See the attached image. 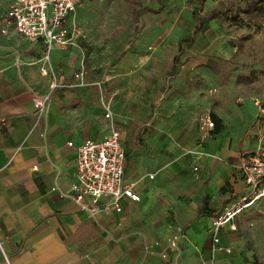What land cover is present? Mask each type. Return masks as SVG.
<instances>
[{
    "label": "crops",
    "instance_id": "0c3cea01",
    "mask_svg": "<svg viewBox=\"0 0 264 264\" xmlns=\"http://www.w3.org/2000/svg\"><path fill=\"white\" fill-rule=\"evenodd\" d=\"M86 2L76 16L80 27L78 13ZM85 39L84 32L79 46L51 52L58 71L52 88V78L40 72L44 43L30 42L14 30L0 32V264H244L249 249L239 237L237 217L220 235V245L231 247V254L214 250L209 231L213 216L244 190L236 169L240 140L230 148L234 136L224 127L210 131L205 148L184 147L193 156L200 150L207 155L197 156L202 166L182 158L158 170L152 158L142 157V148L131 149L124 133L110 126L118 105L115 92L106 88L110 78L88 68L82 79L75 78L81 65L74 72L76 54ZM33 90L50 93L45 111L35 108ZM104 101L111 104L110 118ZM112 127L121 131L125 179L136 182L141 200L124 202L122 212L101 205L91 216L72 197L75 146L103 139ZM149 140L157 153L159 139ZM188 167L198 168V179L189 180ZM185 181H190L187 186ZM176 235L179 249L163 257Z\"/></svg>",
    "mask_w": 264,
    "mask_h": 264
},
{
    "label": "rangeland",
    "instance_id": "374dc122",
    "mask_svg": "<svg viewBox=\"0 0 264 264\" xmlns=\"http://www.w3.org/2000/svg\"><path fill=\"white\" fill-rule=\"evenodd\" d=\"M257 1L206 0L201 5V0H87L78 13L86 39L77 51L74 72L84 64L99 77L110 78L106 88L115 92L118 104L110 126L124 133L131 149L142 148V157L152 158L158 170L182 158L204 164L202 150L193 156L184 147L205 148L209 136H204L201 119L212 113L234 136L230 148L240 140L241 158L264 147V29L251 31L243 41L250 21L241 26L229 10ZM9 4L0 0V15ZM213 10L219 17L204 19L194 34V12L204 17ZM253 69L258 70L254 81L238 79ZM153 137L161 143L157 153L149 140ZM167 144L173 150H165ZM187 170L189 180L198 179L195 170ZM237 223L249 249L244 264H264V197L242 212Z\"/></svg>",
    "mask_w": 264,
    "mask_h": 264
},
{
    "label": "built area",
    "instance_id": "2783aa9c",
    "mask_svg": "<svg viewBox=\"0 0 264 264\" xmlns=\"http://www.w3.org/2000/svg\"><path fill=\"white\" fill-rule=\"evenodd\" d=\"M84 0H11L8 9L0 15V32L8 34L14 30L30 42L42 41L45 57L40 72L53 80V87L58 83V71L54 68L50 54L56 49H68L79 46L83 36L76 20L79 7ZM87 68L84 64L75 73V78L82 79ZM50 93L33 90V102L37 110L47 109ZM105 117L110 118V102L104 101ZM201 128L210 135L214 121L210 116L201 119ZM74 146L73 142L68 143ZM77 168L72 183V197L82 210L96 216L102 207L123 211L124 202H140L141 194L136 189V182L125 179L126 152L122 144L121 131L112 127L103 139H87L75 146ZM198 168L195 167V170ZM238 177L244 183V190L223 210L213 216L209 231L213 234L214 250L221 249L232 253L231 247L220 245L221 231L242 212L248 210L264 197V147L245 154L237 165ZM151 178L155 175L151 174ZM236 229V226H232ZM182 228H178L181 233ZM179 249L178 236L169 239L163 257ZM8 263L10 264L9 260Z\"/></svg>",
    "mask_w": 264,
    "mask_h": 264
},
{
    "label": "trees",
    "instance_id": "16d2710c",
    "mask_svg": "<svg viewBox=\"0 0 264 264\" xmlns=\"http://www.w3.org/2000/svg\"><path fill=\"white\" fill-rule=\"evenodd\" d=\"M205 1L206 0H201V5H203ZM260 3H264V0H259L254 5L250 4L244 8L234 7L229 10L230 18L237 21V23L240 24L241 26H243L246 21L248 22L250 21L249 32L248 34L242 36L243 41L252 36L251 31L260 32L261 30L264 29V6L259 5ZM219 14L220 13L218 11L213 10L208 15L203 17V16H199V11H195L193 14L194 19L196 21L194 34H198L201 31L204 19L214 20L219 17ZM257 72L258 70L253 69L249 74L240 73L238 75V79L240 81L252 82L254 81L253 75ZM210 117L214 121V128L213 130H211V134L220 132L224 127L222 119L214 113H212Z\"/></svg>",
    "mask_w": 264,
    "mask_h": 264
}]
</instances>
